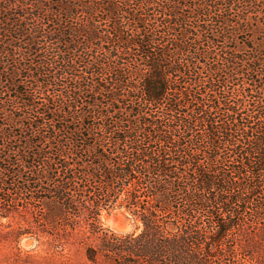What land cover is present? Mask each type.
I'll list each match as a JSON object with an SVG mask.
<instances>
[{
  "label": "trees",
  "instance_id": "16d2710c",
  "mask_svg": "<svg viewBox=\"0 0 264 264\" xmlns=\"http://www.w3.org/2000/svg\"><path fill=\"white\" fill-rule=\"evenodd\" d=\"M262 1L0 0V218L27 220L0 237L74 238L89 264L255 252L264 53L239 58L229 42L253 16L264 24ZM116 208L138 230L106 227ZM247 208L259 232L242 227Z\"/></svg>",
  "mask_w": 264,
  "mask_h": 264
},
{
  "label": "rangeland",
  "instance_id": "374dc122",
  "mask_svg": "<svg viewBox=\"0 0 264 264\" xmlns=\"http://www.w3.org/2000/svg\"><path fill=\"white\" fill-rule=\"evenodd\" d=\"M238 5L241 7V4ZM148 13L151 14V11H147L146 14ZM154 14V18H151L149 23L154 22L158 25L159 21L157 20L163 19L162 15L159 13ZM147 16L150 18L149 15ZM262 21L264 22V17L262 18ZM262 25L264 24L253 16L247 25L241 26L239 29L237 28V34L233 35L234 38L229 42L231 46V49H229L230 53L239 58L249 57L250 55L257 56L258 52H261L260 54H262V52L264 53V30L261 29ZM173 37L174 34L170 32L165 35L162 34V36L157 38L154 45L161 46L167 43L169 38L172 40ZM180 57L183 58L181 61L184 63H186V61H188L187 63L191 62L189 60L191 58L189 53H181ZM131 63L134 62H130V66ZM237 63L243 62L239 60ZM204 75L206 78L209 77L207 73ZM229 88L234 90L235 94L239 92L234 84H230ZM250 93L251 94L248 98H253L252 95L257 94L254 88H252ZM15 130H17V127L14 128V131ZM226 152V150L223 151V153ZM252 205L253 203L250 204V206ZM127 215L128 211L125 208H116L109 213L104 212L103 221L106 227H109L116 232L138 230L136 229V225ZM253 216L254 211L247 208V212L243 217L242 227L248 231L259 232V223H255L254 220H252ZM28 217L31 218V215L28 214ZM26 226L27 220H25L21 214L16 215V219L11 226L7 224L6 218H0V230H3V232L13 230L14 228H16V230H22ZM79 229L80 227L78 230ZM39 242L40 241L37 240L36 236L32 234H25L21 236V238L14 237L8 240L0 237V264H89L85 257L83 244L77 242L74 238L70 239V242L64 246H62V244H55L51 249L48 247L45 249V246L41 245ZM249 245L250 247L256 246L254 247L255 252H252L251 249L248 248L239 251V264H264V238L256 243L252 241Z\"/></svg>",
  "mask_w": 264,
  "mask_h": 264
}]
</instances>
